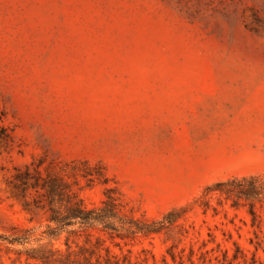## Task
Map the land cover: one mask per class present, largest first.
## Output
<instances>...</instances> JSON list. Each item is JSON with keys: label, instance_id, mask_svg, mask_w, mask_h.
Listing matches in <instances>:
<instances>
[{"label": "rangeland", "instance_id": "obj_1", "mask_svg": "<svg viewBox=\"0 0 264 264\" xmlns=\"http://www.w3.org/2000/svg\"><path fill=\"white\" fill-rule=\"evenodd\" d=\"M60 161L89 164L73 185L87 205L116 187L135 216L187 207L122 246L141 264H175L169 245L264 264V204L252 223L246 206L196 202L264 173V0H0V235L44 226L20 173ZM12 247L0 240V264H25Z\"/></svg>", "mask_w": 264, "mask_h": 264}, {"label": "trees", "instance_id": "obj_2", "mask_svg": "<svg viewBox=\"0 0 264 264\" xmlns=\"http://www.w3.org/2000/svg\"><path fill=\"white\" fill-rule=\"evenodd\" d=\"M78 164L86 169H79ZM88 166L86 161H60L56 170L46 167L44 174L36 168L34 173H20L21 185L40 190L48 213L40 228L13 227L10 234L0 235L6 246H13L18 258L23 256L25 264H141L145 257L133 259L130 250L124 251L122 246L166 231L187 210L173 207L153 219L135 216L126 209L116 187H106L97 204L87 205L73 185L78 177L93 180ZM95 177L99 179L98 174ZM213 194L218 203L225 200L233 207L246 206L255 223V205L264 204V173L233 176L205 186L196 200L202 212L209 208L216 211L210 203ZM183 250L176 251L173 245L166 248L175 264H196L193 250L189 248L187 254Z\"/></svg>", "mask_w": 264, "mask_h": 264}]
</instances>
